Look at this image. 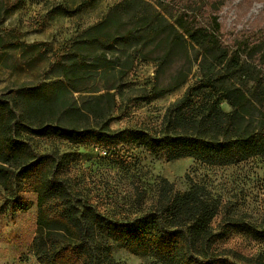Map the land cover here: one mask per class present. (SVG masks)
I'll list each match as a JSON object with an SVG mask.
<instances>
[{
  "label": "trees",
  "instance_id": "trees-1",
  "mask_svg": "<svg viewBox=\"0 0 264 264\" xmlns=\"http://www.w3.org/2000/svg\"><path fill=\"white\" fill-rule=\"evenodd\" d=\"M151 1L122 3L125 8L133 4L127 15L145 25L139 38L143 45L160 41L163 65L172 62L180 48L194 52L190 67L177 68L162 93L184 85L194 65L199 77L167 108L159 132L154 137L141 134L140 144L170 160L191 158L210 167L237 166L264 156V27L229 36L209 10L212 0ZM120 29L127 34L122 37H134L131 29ZM120 35V30L113 31L111 18L105 19L57 57L55 69L63 81L22 89L0 100V186L12 194L13 183L23 181L19 192L36 195L34 256L38 264H101L108 251L106 240L136 257L152 255L161 264H232L214 252L215 244L232 229L264 240V218L259 226L234 221L216 232L212 221L218 204L203 186L177 192L162 180L150 210L131 225L116 226L93 206L73 203L66 182L56 176L55 157L38 156L24 138L28 131L90 141L93 126L108 129L117 74L106 62V53ZM82 54L94 58L86 60ZM92 76H99L104 84L89 86ZM76 94L85 96L78 100ZM250 100L262 113L260 120L239 112ZM221 102L232 110L223 112ZM10 196L12 212L31 208V202ZM247 261L264 264V257Z\"/></svg>",
  "mask_w": 264,
  "mask_h": 264
},
{
  "label": "rangeland",
  "instance_id": "rangeland-1",
  "mask_svg": "<svg viewBox=\"0 0 264 264\" xmlns=\"http://www.w3.org/2000/svg\"><path fill=\"white\" fill-rule=\"evenodd\" d=\"M123 2L0 0V100L22 89L63 81L57 77V57L67 54L69 44L80 41L87 30L111 18L113 31L118 29L122 35L106 53V62L117 74L108 129L93 126L91 140L77 142L24 131L35 154L55 157L56 176L66 182L73 203L93 206L107 223L116 226L131 225L148 212L162 180L177 192L188 191L193 185L203 186L218 204L212 221L216 232L234 221L259 226L264 218V156L237 166L210 167L191 158L170 160L140 144L141 134L154 137L159 132L167 108L199 75L194 65L184 85L162 93L177 68L190 67L194 52L180 48L174 52L172 62L163 65V44L157 40L143 45L139 38L145 25L129 18L133 4L125 8ZM209 10L229 36L238 32L248 35L264 27V0H212ZM122 26L131 29L134 37H122ZM81 57L90 59L87 54ZM87 83L104 84L99 76H92ZM75 96L81 100L85 95ZM219 107L223 112L232 110L225 102ZM239 112L249 119L262 117L251 100ZM23 185V181L14 182L12 194L0 186V264H38L31 248L38 235L36 195L20 193ZM10 195L31 202V208L12 212ZM105 242L108 251L101 264H161L152 255L136 257L112 241ZM213 249L232 264H251L247 260L264 257V240H254L232 229Z\"/></svg>",
  "mask_w": 264,
  "mask_h": 264
}]
</instances>
